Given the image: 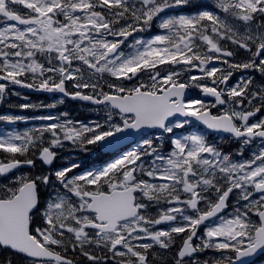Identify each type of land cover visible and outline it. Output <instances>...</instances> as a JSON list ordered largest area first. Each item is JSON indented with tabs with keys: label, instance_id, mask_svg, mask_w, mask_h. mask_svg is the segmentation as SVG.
<instances>
[{
	"label": "snow or ice",
	"instance_id": "snow-or-ice-1",
	"mask_svg": "<svg viewBox=\"0 0 264 264\" xmlns=\"http://www.w3.org/2000/svg\"><path fill=\"white\" fill-rule=\"evenodd\" d=\"M187 3L0 0V81L6 82L0 101L8 85H18L87 101L105 113L103 123L88 124L43 116L57 122L0 135V177L8 179L0 183V250L27 264H80L77 257L84 264H247L246 257L264 249V116L251 122L264 112V81L253 87L249 75L230 85L235 72L264 78V0H213L218 12L162 15ZM154 23L160 33L134 37ZM240 50L246 59H235ZM165 65L172 69L162 74ZM193 71L200 75L184 78ZM191 88L212 101L187 99ZM20 119L0 115L9 124ZM191 120L230 134L242 148L258 138L260 150L235 160L199 132L174 135ZM151 129L169 134V151L144 138L98 170L69 175L79 167L73 163L49 175L13 174L34 166L18 159L29 153L51 165L53 149L66 142L87 151ZM41 185L52 189L43 205ZM232 196L233 211L226 213ZM207 251L220 257L202 259ZM3 264H12L11 256Z\"/></svg>",
	"mask_w": 264,
	"mask_h": 264
},
{
	"label": "rangeland",
	"instance_id": "rangeland-1",
	"mask_svg": "<svg viewBox=\"0 0 264 264\" xmlns=\"http://www.w3.org/2000/svg\"><path fill=\"white\" fill-rule=\"evenodd\" d=\"M207 7H209V8H207ZM189 8H193V10H188ZM184 9H186V10H184ZM203 10H211V11H217L218 12V10H216L214 8L213 0H188L187 4L179 6V7H175V8H172V9H169L165 14H162V15H167V16L193 15V14H196L197 12L203 11ZM219 14L221 16H223V13H219ZM156 29H158L159 31L156 32ZM158 33H160V29L158 28V26H154V24H153L152 28L149 31L141 32V33H135L134 37L135 38L147 39V38H150L151 36H154V35H156ZM134 37H132V38L129 37L128 41H126L125 44L121 46L122 50L125 53H128L129 51H131V49L128 47V45L130 43H132ZM109 39H111V37H109ZM229 46L232 47L231 45H229ZM246 58H247V54H245L243 50H240L239 56H237L235 59L244 60ZM216 66L217 67H225V66L220 65V64H217ZM180 67H183V66H180ZM171 69H172L171 65L161 66L162 74L166 73L167 71H169ZM192 74L200 75V73L195 72V71H193L192 73H187L186 72V73H184V78L186 79L188 75H192ZM234 75L236 76V78L234 76L232 77L233 78V84H231V85H235L241 79V77L247 78L249 75H251V76H260L259 73H256L255 75H252V73H249V72H238L237 74L234 73ZM207 82L208 81H201V83H207ZM72 83H73L72 81H68L66 83V87H67V89H68V91L70 93L76 91V89L72 88V86H71ZM253 85L255 87H257V85L260 86V84H258L256 82H254ZM105 90H107V89H105ZM191 90H192V92H193V94L195 96L194 99H201L202 100V98L200 96H196V95H200V93H201L199 91V89L191 88ZM44 97H49V96H44ZM41 101L42 100L39 99V98H34L33 100H29L28 102H24L22 104H29V105H34L35 106V107H29V108L25 109V110L33 111V113L31 115L34 118L43 117L46 114H48V116L49 115H51V116H53V115L59 116V113H55V112H52L50 110L51 107H49V105H53L54 104L55 107L58 106V105H61L62 102L60 100L48 101L46 98H44L43 101L42 102ZM22 110H24V109H22ZM36 110H38L37 113L34 112ZM44 110H46L47 113H43ZM66 114H67L68 120H71L73 122H77V121L81 122L82 119H86L85 124L89 123L87 120L92 122V121H99L101 118H105V113L102 110V107L92 108L89 105H85V104H82L80 102H71L69 100H66ZM4 115L15 116L14 114H4ZM18 116L24 118L26 115L25 114H20ZM5 123H7V122L0 121V135L4 134L5 130H7V132H9V131L14 132L16 130L15 128L12 127V126H14L15 122L11 123V124L8 123L9 125L4 126ZM81 123H83V122H81ZM44 125H46V124L45 123H33L31 126L42 127ZM188 128H189V125H187L185 128H183L180 133L174 134V135H176V136L185 135L184 133L186 131H188V130H191V131L188 132V134H190L192 132H199L198 130L188 129ZM159 135H161V134L149 135L146 138L153 139V138H156ZM168 144H169V150H170V147H171L170 140L168 141ZM68 145L69 144L66 142L64 144V147L59 148V151L61 152V155H62L61 158L64 159L63 162L65 164H66V161L72 162L70 157L68 156V153L66 154ZM70 146L72 147L73 145L70 144ZM136 146H134L133 148H135ZM259 150H260V147H258V146L246 145V146H243V148H242L241 144L238 143V146L231 147L228 151H223V152L226 153V154H230V155L232 154V157L235 160H247V159L251 158L253 152H258ZM96 151H97V147H95V145H91V152H90V155H89V159L90 160H93L94 153ZM241 151L243 152V155L242 156L237 155V153L241 152ZM54 171L55 170H53V172ZM52 176L55 177L54 175H52ZM235 200H236V197L232 196L231 197V201H230V205H229V210H228L227 213H231L233 211L232 205L235 203ZM160 207L166 208L168 206L167 205H160ZM156 211L157 210L155 208L153 213H156ZM165 227H167V226H165ZM210 257L211 258H213V257L219 258L220 257V253L212 252ZM260 264H264V261L262 263H260Z\"/></svg>",
	"mask_w": 264,
	"mask_h": 264
},
{
	"label": "flooded vegetation",
	"instance_id": "flooded-vegetation-1",
	"mask_svg": "<svg viewBox=\"0 0 264 264\" xmlns=\"http://www.w3.org/2000/svg\"><path fill=\"white\" fill-rule=\"evenodd\" d=\"M3 83H6V82H3ZM221 87H224V86L221 85ZM15 91H21V92H25V93H28V92L35 93L36 92L35 90L29 89V88H23V87H20L18 85H8V89H7V93L8 94H7L6 98L2 101L1 108H0V115L3 114V113L11 111V110L7 109V103H8V99L9 98L15 97V95H13V93ZM206 101L207 102H211L212 98L209 97ZM212 111H213V113H216L217 110L216 109H212ZM258 118H261V117L252 118L251 122H255V120L258 119ZM205 134L207 135L208 140H210L214 144H217L220 147V149L223 150V151L227 150L229 142H234L235 141L229 136H224V135H221V134H218V133H216L214 135H210L208 133H205ZM219 135H221V136H219ZM217 137H221L223 139L221 141H217V139H218ZM261 143L262 142L259 139H256L252 144H250V146L251 145H259V146H261ZM4 156H5V154L0 153V159H3ZM57 157L60 158V155H58ZM26 158L27 159H32L34 161L33 168L32 169H26V170H20L18 172L13 173L14 175L28 174V175L33 176V177L38 176V175H47L44 172H42V170L40 169V166L38 164L39 159L37 158L36 155H34L32 153H29L27 157H18V159H21V160H24ZM10 178H11V174L9 176V179ZM0 180L2 181V183H8V179L0 177ZM202 228L203 227H201V229ZM201 229L199 230L200 234L203 233V229L202 230ZM156 251H162V250L156 249ZM72 255H73L72 253H69L70 257ZM9 256H11V258L17 259L18 261H20L22 258L24 259V257L21 256V255H18V254H15V253H11L10 251H7V250H0V258H3L4 261ZM201 258L202 259H208V256L205 255V253H203V254H201ZM77 259H80V264H84V261L82 260V258L77 257ZM209 260H211V259H209ZM158 264H163V262L162 261L158 262ZM255 264H257V263H255Z\"/></svg>",
	"mask_w": 264,
	"mask_h": 264
},
{
	"label": "water",
	"instance_id": "water-1",
	"mask_svg": "<svg viewBox=\"0 0 264 264\" xmlns=\"http://www.w3.org/2000/svg\"><path fill=\"white\" fill-rule=\"evenodd\" d=\"M66 97H68L72 101L79 100V99H72L69 96H66ZM188 97H189V92H188V95L186 98H188ZM83 102L89 103L87 101H83ZM151 130H158V129H151ZM151 130H143V131H151ZM138 135L139 134H137V133H131V132L126 133V134H119L117 137L113 138V140L110 142V144L108 146H100V147L104 152H108V151L113 152L117 148H120L121 146H123V145L127 144L128 142L134 140ZM262 251H264V249L257 250V252H255L252 256L246 257L245 260L247 261V263L253 261L259 255V253H261Z\"/></svg>",
	"mask_w": 264,
	"mask_h": 264
}]
</instances>
